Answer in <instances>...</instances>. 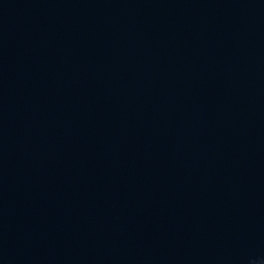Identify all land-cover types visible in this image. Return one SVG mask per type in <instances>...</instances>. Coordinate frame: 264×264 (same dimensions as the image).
<instances>
[{"label":"water","instance_id":"95a60500","mask_svg":"<svg viewBox=\"0 0 264 264\" xmlns=\"http://www.w3.org/2000/svg\"><path fill=\"white\" fill-rule=\"evenodd\" d=\"M264 259V0H0V264Z\"/></svg>","mask_w":264,"mask_h":264},{"label":"clouds","instance_id":"9594fccd","mask_svg":"<svg viewBox=\"0 0 264 264\" xmlns=\"http://www.w3.org/2000/svg\"><path fill=\"white\" fill-rule=\"evenodd\" d=\"M253 264H264V259H261L259 261H253Z\"/></svg>","mask_w":264,"mask_h":264}]
</instances>
